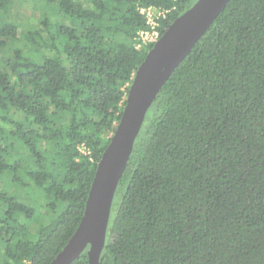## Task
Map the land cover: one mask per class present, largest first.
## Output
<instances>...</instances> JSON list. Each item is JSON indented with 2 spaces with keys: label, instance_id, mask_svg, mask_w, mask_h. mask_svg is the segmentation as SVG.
<instances>
[{
  "label": "trees",
  "instance_id": "trees-1",
  "mask_svg": "<svg viewBox=\"0 0 264 264\" xmlns=\"http://www.w3.org/2000/svg\"><path fill=\"white\" fill-rule=\"evenodd\" d=\"M46 2L41 28L0 21V54L14 46L0 62V264H49L78 227L105 136L152 48L134 49L137 9L170 11L161 37L194 3ZM33 189L47 222L25 202ZM87 249L73 264L88 263ZM99 262L264 264V0H229L163 84Z\"/></svg>",
  "mask_w": 264,
  "mask_h": 264
},
{
  "label": "water",
  "instance_id": "water-1",
  "mask_svg": "<svg viewBox=\"0 0 264 264\" xmlns=\"http://www.w3.org/2000/svg\"><path fill=\"white\" fill-rule=\"evenodd\" d=\"M229 0H196L177 17L136 69L115 131L97 163L83 216L49 264H73L87 249V264H100L114 194L148 110L172 71L224 9Z\"/></svg>",
  "mask_w": 264,
  "mask_h": 264
},
{
  "label": "rangeland",
  "instance_id": "rangeland-1",
  "mask_svg": "<svg viewBox=\"0 0 264 264\" xmlns=\"http://www.w3.org/2000/svg\"><path fill=\"white\" fill-rule=\"evenodd\" d=\"M46 1L47 0H6L4 5L5 9H0V21L18 22L23 28H41L40 20H42L44 16H48L53 12L52 6H48ZM193 2H196V0H193ZM13 48L14 46L10 42L6 46V48L2 50L0 54V62L2 59L12 57L11 54ZM110 137V133L105 136V138H107L108 140L110 139ZM16 159L18 160V157H16ZM23 159L20 158V160ZM24 160L25 162H27V159ZM28 192V201L25 202H29L28 204L36 209V221L47 222L49 215L44 208L45 196L40 194L39 191L35 189ZM31 228L33 230L35 228V225L33 224Z\"/></svg>",
  "mask_w": 264,
  "mask_h": 264
},
{
  "label": "built area",
  "instance_id": "built-area-1",
  "mask_svg": "<svg viewBox=\"0 0 264 264\" xmlns=\"http://www.w3.org/2000/svg\"><path fill=\"white\" fill-rule=\"evenodd\" d=\"M139 14L143 17L145 28L136 32L133 46L136 50H144L153 46L160 38L159 28L162 21L166 20L169 10L155 8L153 6L139 7ZM84 151V149H83Z\"/></svg>",
  "mask_w": 264,
  "mask_h": 264
}]
</instances>
